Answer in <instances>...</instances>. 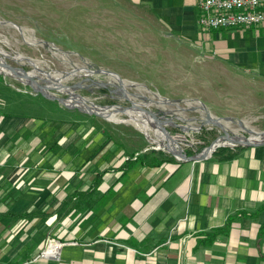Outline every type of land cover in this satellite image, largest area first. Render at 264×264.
I'll list each match as a JSON object with an SVG mask.
<instances>
[{
  "label": "crops",
  "instance_id": "1",
  "mask_svg": "<svg viewBox=\"0 0 264 264\" xmlns=\"http://www.w3.org/2000/svg\"><path fill=\"white\" fill-rule=\"evenodd\" d=\"M90 10L95 44L110 54L141 45L155 57H201L197 83L209 110L217 99L231 103L225 110L264 107V24L204 29L195 0H90ZM31 121L0 113V264H264V142L227 158L134 161L122 180H105L106 170L68 229L66 177L51 183L60 171L35 164ZM49 235L68 238L57 257L37 255Z\"/></svg>",
  "mask_w": 264,
  "mask_h": 264
},
{
  "label": "rangeland",
  "instance_id": "2",
  "mask_svg": "<svg viewBox=\"0 0 264 264\" xmlns=\"http://www.w3.org/2000/svg\"><path fill=\"white\" fill-rule=\"evenodd\" d=\"M91 17L90 0H0V113L3 117L18 113L34 122L29 149L38 156L35 164L51 166L52 171L61 173L51 174V183L59 175L66 177L69 194L75 192L76 184L92 181L95 171L101 175L108 170L104 174L107 181L122 180L119 171L134 161L152 162L158 157L196 160L155 148L162 143L174 145L176 151L187 156L220 140L224 143L212 148L250 146L233 144L231 136L250 138L249 134L255 132L262 137L264 107L225 110L222 107L231 103L224 99H217L215 110L205 106L197 83L200 71L195 69L201 57H155L151 47L141 45L131 49L139 50L134 54L121 51H128L126 45L118 47L120 53L110 54L112 47L95 44L101 40L92 30ZM103 41L106 43V38ZM15 54L32 59L34 64L16 59ZM3 62L11 66L4 67ZM48 78L62 88L49 84ZM29 85L65 97L67 107ZM158 98L162 102L153 103ZM147 100L153 102L146 104ZM90 110L102 114L86 112ZM206 113L220 125L203 121ZM157 115L169 116L177 125L171 126L170 120ZM211 150L203 159L212 154ZM48 153L50 161L42 163ZM83 206L80 201L66 208L68 229L74 228L75 209ZM83 209L89 210L85 206ZM62 236H46L37 255L57 257L59 247L68 240ZM48 243L57 251L55 255H42Z\"/></svg>",
  "mask_w": 264,
  "mask_h": 264
},
{
  "label": "built area",
  "instance_id": "3",
  "mask_svg": "<svg viewBox=\"0 0 264 264\" xmlns=\"http://www.w3.org/2000/svg\"><path fill=\"white\" fill-rule=\"evenodd\" d=\"M195 3L198 10L196 23L204 29L264 24V0H195ZM156 117L171 121L169 116L157 115ZM41 253L42 255L48 253L55 255L57 251L48 243Z\"/></svg>",
  "mask_w": 264,
  "mask_h": 264
},
{
  "label": "water",
  "instance_id": "4",
  "mask_svg": "<svg viewBox=\"0 0 264 264\" xmlns=\"http://www.w3.org/2000/svg\"><path fill=\"white\" fill-rule=\"evenodd\" d=\"M2 66L7 67V66H11V65H9L6 62H3ZM16 68H21V67H16ZM29 86L31 87V89L33 91L39 92L40 94L44 95L47 98L56 99L58 102L62 103L64 106L66 105L64 103V98L65 97L53 95L50 91H47V90H44V89H39V88L34 87L32 85H29ZM65 107H67V106H65ZM70 107H72V105ZM91 112H93L94 114H97V115H101L102 114V113H100L98 111H92V110H90L88 113H91ZM205 115H206V117L203 119V121H210V122L219 124V122L217 121L216 118L210 117L208 115V113H206ZM260 135H262V137L259 140H257V141H250L246 137H243V139H241L239 141H236V142H232V143L233 144H245V145H255V144L263 143L264 142V132H262V134H260ZM222 136L228 137V135H221V137ZM211 143L212 142H209L208 145H206L202 150H200L199 152L195 153L194 155H187V156L184 155L183 153L178 152V151H173L172 149H170L168 147L166 148L162 144H160L159 146H157L155 148H164L169 153L178 154L181 158H184V159H203L205 157L206 151L210 148Z\"/></svg>",
  "mask_w": 264,
  "mask_h": 264
},
{
  "label": "trees",
  "instance_id": "5",
  "mask_svg": "<svg viewBox=\"0 0 264 264\" xmlns=\"http://www.w3.org/2000/svg\"><path fill=\"white\" fill-rule=\"evenodd\" d=\"M154 150H155V149H154ZM235 150H236V149H235ZM235 150H230V148H227V147H218V148L214 149V150L212 151V153H217V152H219V151H223V152L225 153V154L223 155V157L227 158V157H230L231 155H233V153L235 152ZM149 151H153V150L150 149ZM156 151H159V150H156ZM162 158H164V157H162ZM160 160H162V159H161L160 157H158V158L154 159L152 162H147V163L155 164V163L159 162ZM154 162H155V163H154ZM99 173H100V171L96 174V177L92 179L91 182H92V185H93V186H91L89 189H86V190H79V191H75V192L69 193V194L66 196L65 201L62 202V204H61L62 209H63V207H64L63 210H66V208H67V210H68V205H69L70 207H74V205L76 204L75 199H78L79 202H80V201H84V200L87 199V198H90V197L92 196V194H97L98 191H97V189H96L95 187H96V185L98 184V182L100 181V180H99V176H100ZM98 194H99V193H98ZM72 198L74 199V201L71 200ZM261 205H264V203H262ZM261 205H260V206H261ZM256 208L258 209V208H259V205H258V207H256ZM236 212H240V213H241V211H236ZM236 212H235V213H236ZM232 216H233V215H229V216L226 217L225 222H224V225L221 227L222 229L227 230V228H228V224H229V221H230V219H231Z\"/></svg>",
  "mask_w": 264,
  "mask_h": 264
},
{
  "label": "bare ground",
  "instance_id": "6",
  "mask_svg": "<svg viewBox=\"0 0 264 264\" xmlns=\"http://www.w3.org/2000/svg\"><path fill=\"white\" fill-rule=\"evenodd\" d=\"M15 58L16 59H18V60H24V61H26L28 64H30V65H33L34 64V61L32 60V59H30V58H27V57H23V56H21V55H19V54H15ZM42 70V69H41ZM4 73V72H3ZM72 73H74L75 74V72H72ZM10 74L11 75H14V76H16L17 77V74L16 73H14V72H12V71H10ZM23 75H25V74H23ZM29 75V74H28ZM110 75H113V76H115L116 78H118V76L116 75V74H110ZM109 77V76H108ZM19 78V77H18ZM110 78V77H109ZM111 79V78H110ZM119 79V78H118ZM113 80L114 79H111V81L113 82ZM27 81V80H26ZM46 81L49 83V84H51V85H54V86H56V87H58V88H62L61 87V85L58 83V82H56V81H54V80H52V79H46ZM25 83V82H24ZM27 83H29L28 81H27ZM120 83V82H119ZM44 90H47V89H44ZM47 91H49V90H47ZM69 91H72V90H69ZM152 103L153 101H151V100H147V101H145V103L146 104H148V103ZM160 102H162V98H158V100L156 101V102H153V103H155V104H157V103H160ZM104 109H106V108H104ZM94 111H97V110H94ZM86 112H89V111H86ZM98 112H100V111H98ZM203 116V115H202ZM220 125V124H219ZM238 125H240V124H238ZM226 125H224V124H222L221 123V127H225ZM242 127V126H241ZM226 128V127H225ZM155 133V132H154ZM250 136V138H247L248 140H250V141H257V140H259L260 139V136H256V133L255 132H251L250 134H249ZM232 137V140H234L235 142L236 141H239V140H241L242 138L241 137H236V136H231ZM224 142H223V140H220V141H216V142H212L211 143V145H210V147H212L213 145H215V144H223ZM227 143V142H226ZM160 144H158V146H159ZM162 145L164 146V147H168V148H170V149H173V150H175V146L174 145H171V144H167V143H162ZM157 147V146H156ZM176 151V150H175Z\"/></svg>",
  "mask_w": 264,
  "mask_h": 264
}]
</instances>
